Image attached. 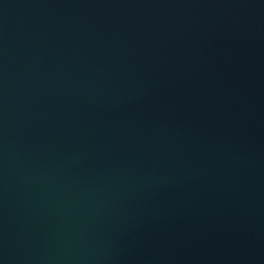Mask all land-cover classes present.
I'll return each mask as SVG.
<instances>
[{"label":"water","instance_id":"95a60500","mask_svg":"<svg viewBox=\"0 0 264 264\" xmlns=\"http://www.w3.org/2000/svg\"><path fill=\"white\" fill-rule=\"evenodd\" d=\"M0 264H264V0H0Z\"/></svg>","mask_w":264,"mask_h":264}]
</instances>
